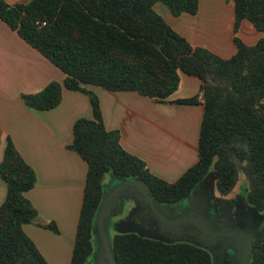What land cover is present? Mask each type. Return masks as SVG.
<instances>
[{"label": "trees", "instance_id": "1", "mask_svg": "<svg viewBox=\"0 0 264 264\" xmlns=\"http://www.w3.org/2000/svg\"><path fill=\"white\" fill-rule=\"evenodd\" d=\"M163 2L174 15L195 14L200 0H0V17L64 73L63 85L89 95L93 117H79L69 147L88 164L83 203L71 264H89L98 248L97 214L112 174L143 182L159 202L174 203L189 195L211 171L217 189L228 194L241 174L247 201L264 213V37L248 44L235 37L236 52L221 56L192 44L155 9ZM238 30L247 19L264 31V0H231ZM46 22L43 24V22ZM201 80L199 93L176 100L202 102L198 160L177 180L152 173L145 161L128 152L120 132L104 123L98 95L85 84L109 90H135L169 101L180 73ZM62 83L49 82L25 94L29 106L49 109L62 100ZM0 174L7 182L0 205V264H49L24 224L43 223L26 196L35 171L8 138ZM111 248L117 264H214L206 248L189 241H166L137 232H116ZM248 264H264V221L253 241Z\"/></svg>", "mask_w": 264, "mask_h": 264}, {"label": "crops", "instance_id": "2", "mask_svg": "<svg viewBox=\"0 0 264 264\" xmlns=\"http://www.w3.org/2000/svg\"><path fill=\"white\" fill-rule=\"evenodd\" d=\"M154 7L192 44L206 46L224 57L236 52V36L248 44L264 37V31L247 19L234 30L231 0H200L195 14L174 15L160 1ZM64 78L58 66L0 17V163L10 138L35 171V185L25 194L39 220L54 221L58 231L37 222L23 227L49 264H71L88 164L69 144L75 121L93 117L89 95L67 88ZM54 80L63 85L57 106L38 109L26 103L25 94L39 92ZM85 87L98 95L106 128L118 130L123 148L143 159L152 173L172 182L197 162L203 103L176 100L199 93L198 77L181 72L179 87L169 101L135 90L113 91L96 84ZM7 189L0 174V205Z\"/></svg>", "mask_w": 264, "mask_h": 264}, {"label": "flooded vegetation", "instance_id": "3", "mask_svg": "<svg viewBox=\"0 0 264 264\" xmlns=\"http://www.w3.org/2000/svg\"><path fill=\"white\" fill-rule=\"evenodd\" d=\"M121 181L115 178L108 185L106 194ZM199 183L189 195L174 203L159 202L153 198L156 209L145 196L143 200L128 197L123 200L121 211L119 205H115L110 208V212L126 211L125 222L143 225L148 236L166 241H189L204 247L212 254L214 264H241L248 237H252L253 248L254 237L263 224L258 213L262 211L255 209L247 201L246 195L245 198L235 197L234 190L223 194L217 186L218 192L225 197L213 206L215 202L212 200L211 184L202 183L199 187ZM209 212L216 213L212 217ZM114 220L112 217L109 228H112ZM252 248L246 264L250 261ZM102 254L104 248L93 254L95 259L90 264H105L106 257H102Z\"/></svg>", "mask_w": 264, "mask_h": 264}, {"label": "water", "instance_id": "4", "mask_svg": "<svg viewBox=\"0 0 264 264\" xmlns=\"http://www.w3.org/2000/svg\"><path fill=\"white\" fill-rule=\"evenodd\" d=\"M114 176L115 175H113V177ZM116 178L122 181L116 186L112 187L109 190V192L106 194V196L102 200L101 205L99 207L98 214H97V220H96L97 242H98L97 252L100 250L103 251V248H104V256L106 257V261H107L105 264H117L115 257L113 255L112 248H111V236L109 234L108 229L111 224L112 217L114 215H117L118 212L112 213L110 212V208L115 205H119V211H121L123 209V200L125 198H128V197L135 198L136 197L140 200H143L144 199L143 197L145 196V199L148 201V203L154 209H156L153 197L149 194L148 187L143 182L139 180H134V179L132 180L126 179L121 176H116ZM204 179L205 178H203V180ZM157 213L161 215L160 212H157ZM115 225H118L116 227L120 226L119 232L132 231V232H137L140 235H147L143 225L139 223H135L133 221L124 222L122 224L116 223ZM150 237H154V236L150 235ZM251 248H252V237L250 236L248 237L246 250L241 260V264L247 263L250 257Z\"/></svg>", "mask_w": 264, "mask_h": 264}, {"label": "rangeland", "instance_id": "5", "mask_svg": "<svg viewBox=\"0 0 264 264\" xmlns=\"http://www.w3.org/2000/svg\"><path fill=\"white\" fill-rule=\"evenodd\" d=\"M116 177H113L112 174L108 175L107 177V184H111L114 180H115ZM202 183H209L211 184V188L212 189V200H214L215 203H213V206L216 205V203L223 197L225 196H222L218 190L216 189V174L214 173V171H211L203 181H201L199 183V187L201 186ZM198 187V188H199ZM247 180H246V177L245 175L242 173L240 178H239V181L236 185V187L234 188V191H233V196H237V197H243L245 198V193L247 192ZM122 203V202H121ZM124 203V201H123ZM129 206H130V203H127ZM128 205H127V208H128ZM126 211L124 213L122 212H118L117 215H114L113 216V220L115 221V223H113L112 225V228H109V234L110 236L114 235V233L116 232H119V227H116L118 225H115L116 223H119V224H122L125 222L126 220ZM216 212H209V215H211L212 217L214 216ZM259 215H260V218L262 221H264V213L263 212H258ZM122 228V227H121ZM97 252V251H95ZM96 254V253H94ZM96 257V256H95ZM102 257H104V254H102ZM92 259H95L94 256L90 259V262L92 261ZM90 264V263H89Z\"/></svg>", "mask_w": 264, "mask_h": 264}, {"label": "built area", "instance_id": "6", "mask_svg": "<svg viewBox=\"0 0 264 264\" xmlns=\"http://www.w3.org/2000/svg\"><path fill=\"white\" fill-rule=\"evenodd\" d=\"M46 22L44 21L43 24H45Z\"/></svg>", "mask_w": 264, "mask_h": 264}]
</instances>
